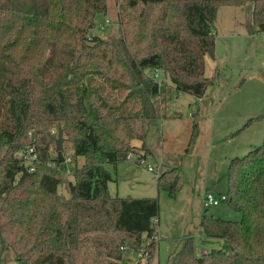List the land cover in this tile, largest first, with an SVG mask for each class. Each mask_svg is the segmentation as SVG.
<instances>
[{"label":"trees","instance_id":"1","mask_svg":"<svg viewBox=\"0 0 264 264\" xmlns=\"http://www.w3.org/2000/svg\"><path fill=\"white\" fill-rule=\"evenodd\" d=\"M116 3L119 35L105 39L93 29L106 0H0V253L11 249L20 264H121L140 248L151 262L158 198L110 195L108 167L137 149L133 139L147 150L148 122L169 116L173 89L198 99L211 84L204 67L214 56L218 6L250 9L253 32H264V0ZM54 68L64 75L54 77ZM148 68L162 70L172 86L147 76ZM59 127L83 160L68 196L58 192L64 163L50 152ZM156 179L172 197L185 182L176 167ZM224 194L241 218L203 212L199 236L219 246L197 254L186 236L172 264H264V136L229 159Z\"/></svg>","mask_w":264,"mask_h":264},{"label":"rangeland","instance_id":"2","mask_svg":"<svg viewBox=\"0 0 264 264\" xmlns=\"http://www.w3.org/2000/svg\"><path fill=\"white\" fill-rule=\"evenodd\" d=\"M106 1L107 11L96 14L94 29L101 30L100 37L111 39L119 35L118 4L116 0ZM250 19L251 10L244 6H218L211 26L215 33L214 56L205 57L204 67L205 76L212 82L202 100L197 102V98L189 93L172 91L166 114L171 112L181 116L166 123L164 142H161L158 119L148 122L146 143L150 145V153L147 162L160 172L173 167L182 170L185 182L176 195L169 196L166 190L158 187L156 177L148 171L141 170L139 176L134 175L138 168L133 158L118 162L115 168L108 167L112 177L108 182L110 195L158 198V235L155 236L160 239L151 262L147 260L145 264H172L174 253L186 236H195L197 254L200 247L208 250L218 247L219 242L209 243L199 236V217L203 212L228 220L241 218V214L225 201L203 209L200 199L203 190L217 195L225 193L229 159L235 155L242 156L250 147L258 146L264 136V32L254 33ZM54 69V77L57 73H65L64 68ZM145 74L172 86L160 69L148 68ZM196 110L197 133L187 152L192 130L191 113ZM257 115L262 117L254 119ZM51 133L57 137L54 129ZM63 137L64 169L58 192L68 196L69 181H73L72 171L83 160L73 156L71 143ZM3 150L0 145V156ZM50 152L53 157L57 156L54 145H51ZM135 152L144 155L142 150L136 149L132 154ZM16 155L22 156L26 165L31 163L32 156L28 152L18 151ZM126 257L129 264L136 263L133 252L130 251ZM0 258L2 264H20L11 249L3 250Z\"/></svg>","mask_w":264,"mask_h":264},{"label":"built area","instance_id":"3","mask_svg":"<svg viewBox=\"0 0 264 264\" xmlns=\"http://www.w3.org/2000/svg\"><path fill=\"white\" fill-rule=\"evenodd\" d=\"M132 152L128 153L127 160L133 158V161L137 167L152 173L157 178L159 173L150 162H147V158L145 157V155H143L141 152H135L133 154ZM226 198L227 196L224 193H220V195H217L210 192H204L201 199V207L203 209H206L207 207H210L212 205L219 204L221 201H225ZM153 220L156 221V218H153ZM206 252V248H199L200 254H204ZM133 256H135V264H145L148 260V252L147 250H145V248H140L138 251L133 252Z\"/></svg>","mask_w":264,"mask_h":264},{"label":"crops","instance_id":"4","mask_svg":"<svg viewBox=\"0 0 264 264\" xmlns=\"http://www.w3.org/2000/svg\"><path fill=\"white\" fill-rule=\"evenodd\" d=\"M213 25V24H212ZM173 91H175L174 89H173ZM204 95V94H203ZM202 95V96H203ZM202 100V97H200V98H198L197 99V102L198 101H201ZM170 110L173 112H175V110H172L171 108H170ZM197 111V110H196ZM191 114H193V113H191ZM180 116H181V114H177V115H175V114H172L171 112L169 113V116H167L166 118H162V119H158V121H159V130H160V134H161V142H164L165 140H166V134L167 133H165L166 132V127L168 128V126H166V123H168V121H171V120H174V119H176V118H180ZM149 130V129H148ZM147 137H148V133H147V136H146V139H145V145H146V148H147V150H143V149H141L140 148V146H141V144H142V142H141V140H137V139H135V140H137V142H135V140H133L132 141V144L137 148V149H139V151H141L142 150V152L144 153V155H145V157L147 158V156H148V154L150 153V145L149 144H147L146 143V140H147ZM252 147H254V146H252ZM252 147H250V149L252 148ZM235 156H237V155H235ZM137 167V166H136ZM138 169H135V172H134V175H137V176H139L140 174H141V168H139V167H137ZM175 168V167H174ZM177 168V167H176ZM157 169V168H156ZM157 171H158V169H157ZM160 171H158V173H159ZM205 191L203 190V192L201 193V199H202V195H203V193H204ZM223 193V192H222ZM201 199H200V203H201ZM201 216V215H200ZM199 219H200V217H199ZM199 229H200V227H199ZM200 231V230H199ZM199 234H200V232H199ZM192 237H194L195 238V236H192ZM160 238V237H159ZM203 248H205V247H203ZM207 249V248H206ZM208 250V249H207ZM127 254H129V252H125L124 253V256H123V260H122V263L121 264H129V260H128V258L126 257L127 256Z\"/></svg>","mask_w":264,"mask_h":264},{"label":"water","instance_id":"5","mask_svg":"<svg viewBox=\"0 0 264 264\" xmlns=\"http://www.w3.org/2000/svg\"><path fill=\"white\" fill-rule=\"evenodd\" d=\"M93 32L97 35L101 34V30L99 29H93ZM63 141H64V137H63L62 129L61 127H59L57 137L55 138V148L57 150V158L59 162H62L64 160L62 156Z\"/></svg>","mask_w":264,"mask_h":264}]
</instances>
